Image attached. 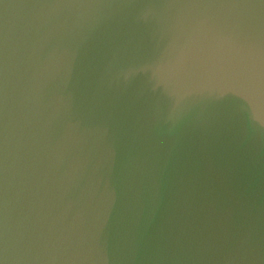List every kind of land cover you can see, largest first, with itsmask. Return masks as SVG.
<instances>
[{
  "label": "water",
  "instance_id": "1",
  "mask_svg": "<svg viewBox=\"0 0 264 264\" xmlns=\"http://www.w3.org/2000/svg\"><path fill=\"white\" fill-rule=\"evenodd\" d=\"M0 264H264V0H0Z\"/></svg>",
  "mask_w": 264,
  "mask_h": 264
}]
</instances>
